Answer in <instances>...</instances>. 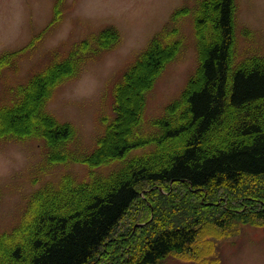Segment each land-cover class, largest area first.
<instances>
[{
    "label": "rangeland",
    "instance_id": "1",
    "mask_svg": "<svg viewBox=\"0 0 264 264\" xmlns=\"http://www.w3.org/2000/svg\"><path fill=\"white\" fill-rule=\"evenodd\" d=\"M199 1L0 0V63H7L0 64V126L1 115L10 113L4 107L17 101L16 90L25 88L32 77L55 72L37 115L67 127L71 136L61 147L51 148L29 130L0 127V235L12 233L22 222L29 199L46 185L68 176L78 184L90 182L92 175L111 174L125 159L151 150L134 148L123 160L98 167L79 162L100 153L96 151L100 141L115 120L119 82L164 31L175 43L166 49L165 65L149 90L141 93L145 105L132 135L160 133L159 119L200 67L203 41L195 28ZM81 47V54L69 58ZM232 55L235 68L264 64V0H235ZM56 63L75 64L56 68ZM124 97L132 112L136 98ZM105 144L107 149L109 143ZM170 146L167 152L174 148ZM249 199L256 201L253 210L264 208V177H245L239 186L212 185L197 193L183 186L151 185L118 227L116 238L130 235L133 240L118 264L137 262L144 242L159 232L190 224L198 230L196 243L157 264H264V220L249 213ZM230 214L237 217L229 219ZM3 256L0 264H11ZM98 264L116 262L104 257Z\"/></svg>",
    "mask_w": 264,
    "mask_h": 264
},
{
    "label": "trees",
    "instance_id": "2",
    "mask_svg": "<svg viewBox=\"0 0 264 264\" xmlns=\"http://www.w3.org/2000/svg\"><path fill=\"white\" fill-rule=\"evenodd\" d=\"M234 2L199 1L195 28L203 41L200 67L180 98L168 105L163 119H159L160 133L132 135L145 105L141 93L149 90L165 65L166 49L175 43L168 36L171 33L164 31L119 82L115 120L100 141L96 150L100 153L92 159L82 157L79 162L98 167L123 160L134 148L151 146V150L125 159L111 174L92 175L90 182L78 184L64 176L58 183L46 185L29 199L24 218L12 233L0 235V260L5 253L11 264H98L104 257L118 264L123 262L125 247L133 244L130 235L116 238L118 227L141 192L151 185L183 186L197 193L212 185L239 186L245 177H264V64L232 65ZM81 52L82 47L76 48L69 58ZM56 64L54 67L59 68L75 63ZM43 76L32 77L25 88L15 91L17 101L4 107L10 113L1 115L0 127L29 130L51 148L61 147L71 137L70 131L37 115L56 73ZM124 96L136 98L132 112ZM114 138L116 141L111 142ZM104 143H109L107 149ZM173 145L167 152L166 148ZM253 204L256 201L249 199V213L264 220V208L253 210ZM64 207L65 212L61 211ZM233 215L237 217L230 214L229 219ZM198 235L191 224L167 228L144 242L134 264H157L171 253H182L196 243Z\"/></svg>",
    "mask_w": 264,
    "mask_h": 264
}]
</instances>
